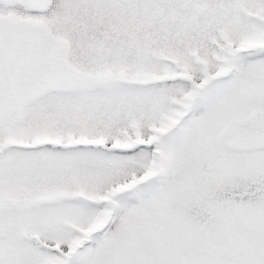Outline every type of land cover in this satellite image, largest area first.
<instances>
[{
  "label": "snow or ice",
  "instance_id": "obj_1",
  "mask_svg": "<svg viewBox=\"0 0 264 264\" xmlns=\"http://www.w3.org/2000/svg\"><path fill=\"white\" fill-rule=\"evenodd\" d=\"M0 264H264V0H0Z\"/></svg>",
  "mask_w": 264,
  "mask_h": 264
}]
</instances>
